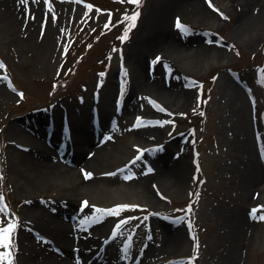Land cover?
I'll return each instance as SVG.
<instances>
[{"label":"rangeland","instance_id":"rangeland-1","mask_svg":"<svg viewBox=\"0 0 264 264\" xmlns=\"http://www.w3.org/2000/svg\"><path fill=\"white\" fill-rule=\"evenodd\" d=\"M169 1L13 0L20 11L17 30L14 35L0 30V203L8 205L0 217L5 223L18 219L11 237L13 264L33 263L22 252L25 236L59 251L38 225L48 214L64 220L58 205L49 203L51 193L84 205L70 212V221L98 236L103 246L113 234L109 245L94 244L99 263L225 264L241 217L244 241L234 264H264V219L257 218L264 208L251 215L253 207L264 205V0L249 4L252 19L242 29L240 0H212L224 15L200 0L208 10L205 17L191 16L185 2L181 10L172 3L165 7ZM136 11L133 24L129 17ZM158 13L166 27L150 34L152 46L139 42L144 24ZM178 18L186 27L177 26ZM171 37L181 38L185 50L166 54L160 46ZM133 48L144 78L167 79L185 98L169 102L146 88L130 90L135 67L128 54ZM92 103L104 104L111 115L96 129L89 116L82 123L92 131L83 134L88 140L80 153L95 160L102 159L97 154L101 148L130 151L122 170L111 169L101 178L128 183L136 201L93 205L77 191L36 185L21 161L25 145L19 134L55 150L38 138L40 132L49 134L44 113L68 117ZM57 121L50 136L58 144L64 141L71 154L62 160L75 164L79 179L87 178L85 172L94 170L76 164L79 153L62 137L61 117ZM168 165L174 172L158 179L156 172ZM143 176L153 179L148 185L152 199L135 186ZM118 204L139 207L118 210ZM36 210L41 217L34 222L29 218ZM99 219L108 222L106 229L97 225Z\"/></svg>","mask_w":264,"mask_h":264},{"label":"bare ground","instance_id":"bare-ground-1","mask_svg":"<svg viewBox=\"0 0 264 264\" xmlns=\"http://www.w3.org/2000/svg\"><path fill=\"white\" fill-rule=\"evenodd\" d=\"M253 1L255 0H240L241 5L243 6L241 14L239 18H237L240 29L246 27L247 24L249 25L251 22L252 18L250 16V9L248 8V6ZM184 2L190 4L186 5ZM169 3L174 4L179 10L182 9V4L184 3L185 8H187V11H189L187 13H190L191 16L205 17L208 15V13L206 12L208 10L204 8V4L200 0H170L165 5V7L169 6ZM19 12L20 11L18 7L15 5L13 0H0V30L7 31L8 33L14 35L17 30V13ZM165 27L166 24L163 23L161 15L159 13L153 15L151 19L146 21V23L144 24L143 32L139 39V42L144 41L146 45L148 44V46H152L150 43H148L151 38H149L150 34L152 35L154 31H156V34L160 33ZM171 31L172 36L176 38L175 34L173 33V29H171ZM144 32H147L145 36H143ZM162 42L163 43L161 44V46H163H160V48L166 47L164 49L166 54H169L175 49L185 50L184 47H186L185 42H183L181 38L179 41H175L171 37L170 40L166 39ZM164 44L167 45L164 46ZM128 57L131 58L132 64L136 69H134L135 78L132 82L130 90H133V88L140 90L146 88V90L152 93L155 98L161 97L162 99L169 102H174L177 97L185 98V94H179V87L177 86V84L170 83L167 81V79L159 78L158 76L147 79L143 77V63L138 56L137 48H133L129 52ZM164 60H167L165 56ZM112 84V81L107 83V96H109L111 93L113 86ZM94 109H97L96 112L98 113L100 126L103 127V124H105L109 120V116L111 115V113L107 111V108L104 104H100V106H98L95 103H92L91 105H89V107L80 109V111L75 114H68L69 124L71 127L69 137L70 139L68 142L71 146H74V148L79 153L77 157L74 156V161H76V164H79L81 166L84 165L87 166L90 170H94L90 177L87 176V178H83L81 176L79 179V175L76 172L77 167L75 166V164L69 165L62 160L69 155H67V153L59 145H57L56 147L54 146L55 150L47 149L44 146L42 147V143L37 140L33 139V144L32 138L26 137L23 134H19L17 137L18 141L22 142L25 145V147L21 150V161L28 164L29 168L32 171V180L36 185L47 186L49 189H56L57 187H61V189L64 190L69 189L74 190L75 192L77 191L79 194L86 196L88 201L93 205L100 204L102 206H108L123 201H136V194L134 192V189L128 183L121 181L108 182L101 178H105V176H107V173H105L106 171L114 168H119L120 165L123 164L122 160L125 159L129 154H131L130 151H128L127 149L119 148L109 151L107 149L103 150L101 148L97 150V154H102V159H99L100 157H98L95 160L91 158H83L82 154L80 153L81 149H84L83 144H86V139L88 138H86L85 135L80 136L79 131H91L88 128H84L82 126V123L87 121V118L89 116L90 123L92 124V117L94 113L91 111H93ZM56 115L58 117V114ZM137 132L135 134L140 135V131ZM38 135V138H41V136L45 138V135L43 133L41 134V132ZM130 156L131 155H129V157ZM108 157H111L110 159L112 160H110ZM112 164L113 166H110ZM170 166L171 165H168V168L163 167L159 170V172H156V177L158 179H164L165 176H169V174L173 173L174 168H170ZM80 172L81 170L79 171V173ZM252 181L253 184H255V182L257 181V177H254ZM151 182H153L152 178H147L144 176L140 177V179L138 181L136 180L135 182V186L138 188V190H140L145 195V197L150 199H152V195L148 189V185ZM163 182H165V180ZM60 183L64 184H62V186H59ZM50 199L51 200L49 201V203H52L53 205L56 203L58 205L57 207L55 206L58 209L56 212L59 215H63L64 220L58 219V216L56 217L54 216V214H52V216L48 214L49 218L46 221L39 222L38 225L42 230L41 232L52 241H54L53 248H57L59 251H53L49 249L48 244L37 243L31 236H25L23 237L25 239L23 240L22 244V252L25 253L28 258H34L32 264H103L99 263V260H97L96 257L92 254L95 253V243H97L99 247H105V243L103 246L101 244L102 240H100L98 236L95 237L90 235V233L87 232L83 228V226L81 227L80 225H75L74 221H70V212L75 211L79 207H83L84 205L82 206L79 204V207H77L73 198L60 199L58 197H55L53 193L50 194ZM60 200L65 204H61ZM63 205L67 206L65 207ZM40 217V210H36L32 213L29 219L36 222ZM240 218L241 217H239V221L236 219V222L239 223H235L234 240L232 248L229 249L227 253L228 256L225 264L235 263L237 257L239 256L238 253L240 251V247L242 246L244 241V238H242L241 235V232L243 230V222ZM97 223L98 226L104 229H106L108 226V222H105L104 219H99ZM107 244L109 245V242ZM157 247L154 246V250L156 253L161 251V243L158 244ZM109 249L112 250L111 246L109 247ZM28 261L24 260V262H21V264H29Z\"/></svg>","mask_w":264,"mask_h":264},{"label":"snow or ice","instance_id":"snow-or-ice-1","mask_svg":"<svg viewBox=\"0 0 264 264\" xmlns=\"http://www.w3.org/2000/svg\"><path fill=\"white\" fill-rule=\"evenodd\" d=\"M26 2V0H25ZM133 3L135 4H139L141 2V0H132ZM209 4L217 11L220 12V15H224L223 12L220 11V9L218 7H216L215 4L212 3V0H208ZM89 7H92L91 5H89ZM139 15V12H133L131 17H129V20L131 23H135V20L137 18V16ZM177 26L184 28L186 27L185 25L181 24L179 22V18L177 19ZM126 34H125V37ZM262 75H264V72H262ZM261 83H264V79L261 80ZM21 95H23V93H20ZM166 110V109H165ZM141 119V118H138ZM2 175V174H0ZM86 176H91L92 173L91 172H85ZM3 201V195L0 194V202ZM85 204L88 203L87 200L84 201ZM116 209H123V208H136L139 207V205L136 204H118L115 206ZM190 207V206H189ZM258 208H264V205H256L255 207H253V209L251 210V215L253 216H257V209ZM8 210V205L6 203H0V211H7ZM106 211H110V209H100V212H106ZM259 219H264V212L260 213V215L257 217ZM130 219L129 217H126L125 220ZM125 221H121L120 223H124ZM18 225V219H10L7 223L4 222V218L0 217V246L3 247L4 250H0V264H13L14 262V255H13V251H12V245H13V241L11 239L12 237V233L14 232V230L17 228ZM189 259H192L191 257Z\"/></svg>","mask_w":264,"mask_h":264}]
</instances>
